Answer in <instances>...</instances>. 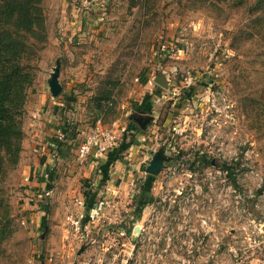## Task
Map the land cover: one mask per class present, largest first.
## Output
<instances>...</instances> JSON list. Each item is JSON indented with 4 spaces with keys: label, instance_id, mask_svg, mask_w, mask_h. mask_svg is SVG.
<instances>
[{
    "label": "rangeland",
    "instance_id": "374dc122",
    "mask_svg": "<svg viewBox=\"0 0 264 264\" xmlns=\"http://www.w3.org/2000/svg\"><path fill=\"white\" fill-rule=\"evenodd\" d=\"M43 9L0 264H264V0Z\"/></svg>",
    "mask_w": 264,
    "mask_h": 264
},
{
    "label": "trees",
    "instance_id": "16d2710c",
    "mask_svg": "<svg viewBox=\"0 0 264 264\" xmlns=\"http://www.w3.org/2000/svg\"><path fill=\"white\" fill-rule=\"evenodd\" d=\"M45 41L47 23L43 0H0L1 175L15 167L21 157L25 104L34 81L33 66L28 59L37 54L39 43ZM57 143L60 146L63 141L57 140ZM127 146L121 144L117 154Z\"/></svg>",
    "mask_w": 264,
    "mask_h": 264
},
{
    "label": "built area",
    "instance_id": "2783aa9c",
    "mask_svg": "<svg viewBox=\"0 0 264 264\" xmlns=\"http://www.w3.org/2000/svg\"><path fill=\"white\" fill-rule=\"evenodd\" d=\"M105 138L99 136L98 132L89 135L85 143L81 147V157H86L89 153H93L95 157H103L108 150V147L112 145V136L107 133H102ZM83 204V201H80ZM57 264V263H56Z\"/></svg>",
    "mask_w": 264,
    "mask_h": 264
},
{
    "label": "water",
    "instance_id": "95a60500",
    "mask_svg": "<svg viewBox=\"0 0 264 264\" xmlns=\"http://www.w3.org/2000/svg\"><path fill=\"white\" fill-rule=\"evenodd\" d=\"M51 89H52V93L53 94H57L60 90V86H58V82H57V79H56V74L51 82ZM158 162L156 160H153L148 168V170L152 171V172H155L159 166H158Z\"/></svg>",
    "mask_w": 264,
    "mask_h": 264
},
{
    "label": "crops",
    "instance_id": "0c3cea01",
    "mask_svg": "<svg viewBox=\"0 0 264 264\" xmlns=\"http://www.w3.org/2000/svg\"><path fill=\"white\" fill-rule=\"evenodd\" d=\"M53 147H54V146H53ZM53 149H54V148H53ZM51 150H52V146H51V145H49V148L47 149V151L51 152ZM52 151H53V150H52ZM49 155H50V154H49ZM49 155H48V156H46V157H47V159H48V160H51V158H50V156H49ZM44 158H45V157H43V159H44ZM43 159H42V160H43ZM42 163H43V162H42Z\"/></svg>",
    "mask_w": 264,
    "mask_h": 264
}]
</instances>
